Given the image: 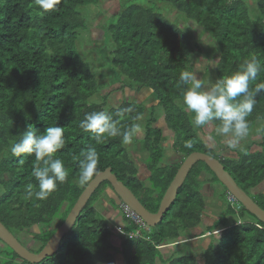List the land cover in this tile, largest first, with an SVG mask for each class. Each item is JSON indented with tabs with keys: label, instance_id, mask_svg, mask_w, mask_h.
Segmentation results:
<instances>
[{
	"label": "trees",
	"instance_id": "16d2710c",
	"mask_svg": "<svg viewBox=\"0 0 264 264\" xmlns=\"http://www.w3.org/2000/svg\"><path fill=\"white\" fill-rule=\"evenodd\" d=\"M106 1L60 0L55 10L44 11L36 0H0V221L20 241L22 235L32 233L36 245L31 252L36 254L88 186L78 183L79 161L88 147L99 155L98 174L111 168L151 213L158 212L180 166L194 152L219 159L264 210V138L259 142L251 138L259 129L264 132V92L256 95L248 117L244 151L223 143L225 137L215 131L219 121L193 129L191 114L181 107L180 91L187 85L179 81L183 70L200 75L202 81L211 73L218 81L253 57L264 69V0H120L115 13L92 27L90 8ZM261 82L264 70L250 81V90ZM114 84L129 90L130 96L112 107L107 88ZM136 94L151 98L152 107L147 110ZM101 110L122 128L133 122L142 126L148 119L144 137L139 134L130 145L122 144L120 137L97 143L79 123L86 113ZM137 114L143 115L141 121H133ZM155 114L163 124L155 125L159 121ZM29 125L40 133L48 126L64 127L65 147L56 155L63 160L68 179L43 201L29 198L25 191L29 183L38 190L31 175L34 154L14 157L10 152ZM166 137L173 138L171 150L164 147ZM141 142L147 153L144 158L138 157L140 146L132 147ZM175 154L178 160L167 161L166 156ZM203 174L209 178L202 181ZM210 183L225 191L217 197L223 203L218 215L217 206H210L201 188ZM109 188L113 189L108 181L100 185L58 253L40 264H115L118 255L125 264H264V223L229 199L228 189L204 162L192 168L163 221L154 228L137 224L131 216L134 212L120 198L119 204L109 198ZM119 211L126 237L117 244L120 235L108 219ZM208 213L216 216L210 225ZM38 227L46 230L38 233ZM195 229L217 237V242L198 256L166 259L161 254L165 243L179 242ZM0 242L6 247H0V264H32Z\"/></svg>",
	"mask_w": 264,
	"mask_h": 264
},
{
	"label": "clouds",
	"instance_id": "9594fccd",
	"mask_svg": "<svg viewBox=\"0 0 264 264\" xmlns=\"http://www.w3.org/2000/svg\"><path fill=\"white\" fill-rule=\"evenodd\" d=\"M59 2L60 0H36V4L44 11L55 10ZM262 70L264 69L257 58L245 59L239 70L224 76L208 90H202L204 82L194 72L181 71L179 81L187 85L180 91L181 107L183 111L191 114L189 123L193 129L204 128L219 121L215 128L216 133L225 137L228 148H238L240 142L249 135L248 117L257 103L256 95L264 92V82L256 84L250 90V81L256 80ZM142 119V114L133 117V121ZM118 125L119 121L114 120L105 110L86 113L79 123L80 129L90 133L91 139L97 143L106 137H120L122 144L130 145L142 132L139 123L133 122L124 128ZM65 142L64 127L48 126L40 133L34 126L29 125L20 139L11 144L12 156H35L36 166L31 175L37 182L38 190H34L33 184H27L25 191L29 198L47 200L56 191L58 183L67 181L68 171L63 160L56 155L65 147ZM191 146L190 143L186 144V147ZM82 157L79 161L78 183L81 186H90L94 176L98 175L99 155L94 147H88L82 152ZM23 162V159L19 160V163ZM230 197L231 201L236 200L232 195Z\"/></svg>",
	"mask_w": 264,
	"mask_h": 264
},
{
	"label": "water",
	"instance_id": "95a60500",
	"mask_svg": "<svg viewBox=\"0 0 264 264\" xmlns=\"http://www.w3.org/2000/svg\"><path fill=\"white\" fill-rule=\"evenodd\" d=\"M200 161L204 162L212 170V172L215 173L219 181L228 189L229 193L241 205H243L249 213L264 223V210L245 190L237 184L231 174L226 171L225 166L221 163V161L208 154L194 152L186 157L180 166L174 180L163 197L158 212L155 214L151 213L141 203L137 196L127 186H125L115 174H113V170L111 168H108L104 172H100L90 183V186L86 187L68 215L66 221L61 225L40 253L36 254L31 252L1 221L0 240L8 245L20 258L32 264H40L47 258L55 256L60 250V246L65 237L72 232L78 217L86 207L90 198L100 185L106 181L110 182L115 193L119 196L122 202L128 206V208L135 212L147 226L154 228L163 221L165 214L175 202L178 192L183 187L190 171Z\"/></svg>",
	"mask_w": 264,
	"mask_h": 264
},
{
	"label": "rangeland",
	"instance_id": "374dc122",
	"mask_svg": "<svg viewBox=\"0 0 264 264\" xmlns=\"http://www.w3.org/2000/svg\"><path fill=\"white\" fill-rule=\"evenodd\" d=\"M120 5H121L120 0H107L105 3H103V5H101L99 7H93V8L91 7L90 10H89V14H90V20H91L90 24H92V27H96L97 21H102L104 19V17H106L107 15L115 13V11L118 10ZM251 6L252 7L255 6L254 5V1H253ZM100 8H104V9L101 10ZM92 34L94 36H96L95 33H92ZM90 42H91L90 39H86V43L87 44L90 43ZM205 56L206 55L203 54L201 57H199V60L201 61L200 62L201 65L200 66H203L202 63H204V62H202V61L205 60L204 59ZM198 64H199V61H198ZM196 76L198 77V79L202 80V77L200 75L196 74ZM216 81L217 80L215 79L214 75H212L210 73V76L207 78V80L203 81L204 82L203 86L211 88L216 83ZM114 85H112V86L107 88V90H108L107 93L109 95V102H110V105L112 107L118 105L119 102L121 101V99L130 96L129 95V93H130L129 90L122 91L120 89L119 85H115V86ZM138 96L139 95L136 94L135 98L137 100L144 101V103H145V105L147 107V110H149L152 107V104H154L151 98H147L145 96H141V97H138ZM147 114H149V113H147ZM155 115H156V118H158V120H159V121H157L155 123V125L163 124V119L160 117V115H158V114H155ZM147 120L148 119H144L143 120L144 124L141 126L142 127V132L140 133L141 134L140 138H143L144 135H145V132H146L145 122ZM251 138L254 139V140H257V142H259V140L264 138V132L262 133V130L259 129L258 132L255 135H253V134L251 135ZM172 139H173L172 137H166V142L164 143V147H166V150H171V144H172L171 140ZM223 143L226 145V140L225 139H224ZM138 146L141 147V149L139 148L140 152H138L139 153L138 157L139 158H142V157L144 158V156L147 155V153H146V151L144 149L143 142L135 144L132 147H135V149H137L136 147H138ZM238 148L239 149L244 148V151L247 150L246 145H244V142H242V141L240 142V145H239ZM175 155H172V157L171 156H166L167 159H170V160H167V161L175 162L176 160H178L179 155L178 154H175ZM207 178H209V175L203 174V176L200 179L202 181H204ZM261 187L264 188V183L261 185ZM201 188L208 195V199H209V202L211 204L210 206H215V205L217 206V208H216L217 214L216 215H218L221 212V208L220 207H222L223 203L221 202L220 199H219V202H218L217 197L219 198V193L225 192L224 188L221 187L218 183L217 184H212V183L205 184V185H202ZM107 193L109 194V198L114 200L115 203L117 202L119 204V202H120L119 197L113 191V189L109 188ZM229 199L232 200L231 197H229ZM217 203H219L221 206L217 205ZM224 206H226V205H224ZM211 208H209L210 214H211ZM118 209H120V208H118ZM107 213H111V212L107 211ZM210 214L208 213V215L210 217L208 216V218H206L208 225H210L211 221H213L216 218V216H214L212 218ZM110 216L111 217L108 220L111 221V223L115 227H117L116 230L118 232V235H120L118 238H116V243L119 244L121 242V240L125 239V237H126V235H125L126 232L124 234L122 232L123 229L126 227V224L123 221L121 211H119L118 215L113 213ZM210 218H212V219H210ZM45 230H46L45 227H38V228L35 229V231L38 232V233L39 232H43ZM32 232H33V230H32ZM184 235H186V236L183 237L182 240H180L179 242H173V243L172 242L171 243L167 242V243L164 244V246H162L161 254L166 259H168L169 256H172V255H175L176 257H181L183 255H187V256L202 255L203 252L209 247L210 243H213V242L216 243L217 239H218L217 237H213V236H211L208 233H206V235H202L199 232H197V229L192 230L189 233L184 234ZM22 236H23V238L20 237V239H21V241L23 243L20 240L19 241L25 247H27L30 251H31V249H35L34 245H36V243L33 242L32 233L31 234L27 233V234H24ZM0 247L2 248V250L6 249V247L3 245V243L1 244V242H0ZM115 264H125V261H124L122 255H118L117 256Z\"/></svg>",
	"mask_w": 264,
	"mask_h": 264
},
{
	"label": "built area",
	"instance_id": "2783aa9c",
	"mask_svg": "<svg viewBox=\"0 0 264 264\" xmlns=\"http://www.w3.org/2000/svg\"><path fill=\"white\" fill-rule=\"evenodd\" d=\"M129 209V208H128ZM130 210V209H129ZM131 216L133 219L136 220L137 224H140L143 228H146V224L140 219L139 216H137L135 213L131 212ZM140 233V232H139Z\"/></svg>",
	"mask_w": 264,
	"mask_h": 264
},
{
	"label": "crops",
	"instance_id": "0c3cea01",
	"mask_svg": "<svg viewBox=\"0 0 264 264\" xmlns=\"http://www.w3.org/2000/svg\"><path fill=\"white\" fill-rule=\"evenodd\" d=\"M216 206V205H215Z\"/></svg>",
	"mask_w": 264,
	"mask_h": 264
}]
</instances>
